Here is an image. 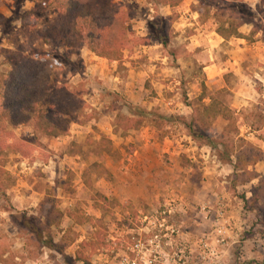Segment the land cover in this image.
<instances>
[{
	"label": "rangeland",
	"instance_id": "374dc122",
	"mask_svg": "<svg viewBox=\"0 0 264 264\" xmlns=\"http://www.w3.org/2000/svg\"><path fill=\"white\" fill-rule=\"evenodd\" d=\"M118 1L129 4L134 10L130 21L133 32L146 37L147 21L154 13L153 5L147 0ZM243 1L257 12L259 0ZM32 6V2L25 1L21 9L15 11L13 0H0V14L11 18L12 26L18 27L20 13ZM156 9L163 15L171 12L177 14L171 24L175 36L169 47L163 48L152 38L147 44H130L123 52L120 68L116 70L120 77H128L130 81L133 76L130 69L136 67L139 99H157L154 100L156 105L150 108H147L148 103L138 106L188 117L193 105L201 101L207 103L209 97L220 99L233 110L240 135L264 151V122L256 124L260 127L259 131L249 132L243 119L244 113L249 110L261 114L264 119V35L258 32L250 41L236 37L221 41L215 32L214 19L205 20L197 13L196 0H180L172 11L167 6ZM249 28V25H243L240 30L247 32ZM0 44L5 45L1 31ZM236 46L249 47L247 57L239 67V80L238 76L228 71L219 74L215 80H208L202 68L204 63L225 61ZM46 54L51 70L62 66L67 83L78 86L84 103L85 122L72 123L67 135L59 138H47L25 125L13 129L18 136L37 143L36 150L29 158H25L23 164H20V157L14 156V153L5 154V166L13 172V181L5 189V196L0 194V239L5 241L4 248L11 252L13 259L0 264H53L49 254L56 255L58 264H72L79 242L90 240L93 228L88 223L73 224L66 212L80 207L94 217H100L99 209L92 206L91 195L93 191L101 192L104 189L101 185L104 178L96 177L91 172L93 188L90 190L82 182L83 170L95 160H101L103 164L109 160L107 155L97 158L88 154L86 142L90 135L96 137L100 132L109 133L115 114L125 111L129 105L118 89L124 84L112 77L116 71L112 72L105 64L101 66L97 59L91 58V52L86 48L70 55L61 47L49 45L46 46ZM7 68L8 65L0 60V71ZM201 82L206 87L204 93ZM237 89L245 94L248 100L246 106H240L235 100L234 92ZM178 121L174 118L160 121L158 128L148 121L144 122L134 132L137 133L135 143L128 135L113 139L114 146L120 149L118 158H123L124 162L136 147L158 145L162 148L158 149V157L173 164L161 146L172 144L176 151V158L172 156L176 164L169 170L158 166L160 191L151 202L131 203L128 208L116 206L103 217L109 238L119 240L124 247L113 256L94 254L91 264H120L124 258H137V252L132 251V244L137 239V228L144 225L148 227L149 233H142L143 240L158 235L144 252L145 264H264L262 214L256 210H244L239 197L241 194L250 197L258 179L234 187L229 178L232 171L230 165L219 162L215 152L208 146L196 143ZM222 124L220 121L219 126L222 127ZM167 140H172V143ZM80 144L84 146L83 151L75 153ZM183 158L192 162L194 167H185ZM17 162L19 164L15 167ZM253 168L264 176V158ZM163 171H167V174ZM47 193H53L59 199V208L64 213L60 223L51 229L55 240L58 241L68 227H72L69 238L77 235L74 241L64 245V258L48 248L34 252L35 249L26 244L25 236L19 233L9 218V214L14 211L35 213L38 202ZM27 195H30L29 199ZM162 217L165 218L164 226L159 227L157 220ZM236 222H242V226ZM165 226L169 228L165 229ZM221 238L223 241H219Z\"/></svg>",
	"mask_w": 264,
	"mask_h": 264
},
{
	"label": "trees",
	"instance_id": "16d2710c",
	"mask_svg": "<svg viewBox=\"0 0 264 264\" xmlns=\"http://www.w3.org/2000/svg\"><path fill=\"white\" fill-rule=\"evenodd\" d=\"M25 1L32 2L33 6L22 10L18 27L12 26L11 18L0 14L1 38L5 41V45L0 44V60L8 65L7 70L0 71V194L3 196L13 181L5 167V154L15 153L29 158L36 150L37 141L18 136L14 128L30 126L34 132L50 138L65 135L73 122H85L82 93L78 86L67 83L62 66L51 70L46 46L61 47L70 55L86 48L109 63H118L120 67L123 52L130 44H147L152 38L163 48L169 47L175 36L171 24L177 14L171 12L163 15L156 8L167 6L172 11L180 0H147L153 5L154 13L147 21L146 37L133 32L130 21L134 10L129 4L118 0H13L15 11L21 9ZM196 2L197 13L205 20L213 18L215 32L223 39L236 37L250 41L258 32L264 35V0H259L257 12L243 0ZM243 25L250 26L247 32L240 30ZM201 87L204 93L206 87L203 82ZM127 109L129 115L116 113L113 133L119 131L120 135H125L130 130L139 129L146 121L158 128L160 121L178 119L196 143L208 146L215 152L219 162L231 166L229 178L234 187L258 179L250 197L245 194L239 197L243 209L260 212L264 222V176L253 168L264 158V151L240 135L237 119L228 105L220 99L209 97V102L201 101L193 105L188 117L131 104ZM243 116L249 132L260 130L256 124L264 122L261 114L249 110ZM220 121L223 122L222 127L219 126ZM86 143L88 154L98 157L103 154L120 156L106 134L100 133L98 138L90 135ZM83 147L82 144L78 145L75 153L82 152ZM182 164L194 167L186 158H183ZM91 172L101 176L104 173L101 163L93 162L83 170L84 183L90 189ZM91 199L92 206L99 209L100 217H94L80 207L66 212L73 224L88 223L93 228L91 239L79 242L72 264H91L94 254L113 256L124 247L119 240L109 238L103 217L116 206L128 208L132 204L128 201L120 203L97 191L91 195ZM59 203L53 193H47L38 202L35 213L14 211L9 214V218L19 233L25 236L26 244L35 249L34 252L48 248L64 258V245L74 241L77 235L69 238L72 227H68L58 241L53 237L52 227L57 226L64 216ZM133 213L137 212L134 210ZM4 245L5 241L0 239V263H8L13 259ZM49 258L53 264H58L55 254H49Z\"/></svg>",
	"mask_w": 264,
	"mask_h": 264
},
{
	"label": "crops",
	"instance_id": "0c3cea01",
	"mask_svg": "<svg viewBox=\"0 0 264 264\" xmlns=\"http://www.w3.org/2000/svg\"><path fill=\"white\" fill-rule=\"evenodd\" d=\"M217 36L220 37L219 35H217ZM220 39H221V41L223 40L222 37H220ZM248 52H249V47L247 49L246 47L241 48L240 46L239 47L236 46L235 50L231 49V51L229 52L231 54L225 59V61H214L213 63L205 62L204 66L202 68L206 72L207 79L211 80V78H213L212 80H215L216 77L219 76V74H222L224 71H228L229 74H231L233 76H235V75L238 76L237 79L239 80V75H241V71H239V67L242 64V61L247 57ZM91 58L97 59V61L101 64V66H104V64H105V66L110 68V70L112 72H114L116 70L118 71V69L120 68L118 66V63H116V62L109 63L105 58L98 57V56L94 55L93 53H91ZM91 66H94V64H92ZM117 71L115 74L112 75V77L114 79L119 80L120 83L124 84L123 87L120 86L118 89L120 91L121 97H123L125 99V101H128L129 105L130 104L131 105H141V104L145 105L148 103L149 106H147V108H150L153 105H156V102H154V100H157L156 98H154L152 100L151 99H144V100L139 99V93L138 92H140V91L137 90L138 86H137V77H136L137 76L136 67H133V68L131 67V69H130L131 73H133L132 79L130 81L128 80V77H126V78L123 76L120 77L118 75ZM129 77H130V75H129ZM241 83H242V81H241ZM234 94H235V100L238 101L240 106H243V105L246 106L248 104V100L246 99L245 94L242 93L241 89H237L234 92ZM234 106H236V104H234ZM127 108H128V106H127ZM127 108L125 111L122 110L121 113L129 115ZM134 132H137V130H130L125 135H120L119 131L117 133H113V122H112L111 131H109V133H106V135H108L111 138L113 147L115 149H117V147L114 146L113 139L115 137H118V136L120 138H123L124 136L128 135V138L132 139V143H135V141H137V133L134 134ZM100 133H98V136ZM131 133L134 135H132ZM103 134H105V133H103ZM66 135H67V133L65 135L55 136V137H50V138H59V137L66 136ZM98 136H96V137L92 136V137L98 138ZM182 137H184V134H182ZM167 141L169 143H172V140L171 141L167 140ZM154 145H156V144H154ZM161 146L163 147V150H162L163 153H168V156L171 159V161H173L172 162L173 164H171L169 162H164L162 159H160L158 157V155L160 153L159 152L160 150H158V149H162L158 145H156L155 147L145 145V146H141L139 149H137V147H136L134 149V151L131 153V155H129L125 158L126 159L125 162H124L123 158H118L120 156H111L108 154H103V155L109 156V160H107V162L105 164H103L101 162V160L93 161V162H100L102 167H103V170H104V173L101 176H97V175H95V173H93V175H95L96 177H103L104 178L103 184H101L104 187V189L100 190L101 191L100 193L104 194L108 198L116 199L120 203H124V202L128 201V202L132 203L133 205H136V204L141 203L142 201H144L146 203L151 202L152 199L155 198L160 191V189H158V185L160 184L159 183L160 181L157 182L159 179L158 178V171H159L158 166L162 165L165 169L169 170V169H173L175 164H176V162L174 160L176 158L175 147H173L172 144H169V145L163 144ZM117 150L119 151L120 149H117ZM119 153H120V151H119ZM90 155L97 157V158H100V157L95 156L93 154H90ZM120 155H121V153H120ZM14 156L20 157L19 158L20 164H23L26 161L25 158L21 157L19 154L14 153ZM172 156H174L175 158H173ZM122 157H124V156H122ZM19 162H17L15 164V167H16V165L19 164ZM93 162H91V163H93ZM5 167L7 170L10 169V168H8V166H5ZM229 167L231 170V166H229ZM8 171H10V174L11 173L13 174V172H11V170H8ZM163 173L167 174V171H165V172L163 171ZM171 176L172 175H169V177H171ZM159 180H161V179H159ZM82 182H83L84 186L86 188H88L84 183V179L82 180ZM58 186H60V185H58ZM92 188L91 189L88 188V189L92 190ZM94 192H96V191H93V193ZM97 192H99V191H97ZM16 196H18V195H16ZM29 196L27 195L26 198L29 199ZM23 201H25V200H23ZM237 225L242 226V222H241V224L237 223ZM237 233L238 232H236L235 234H237Z\"/></svg>",
	"mask_w": 264,
	"mask_h": 264
},
{
	"label": "built area",
	"instance_id": "2783aa9c",
	"mask_svg": "<svg viewBox=\"0 0 264 264\" xmlns=\"http://www.w3.org/2000/svg\"><path fill=\"white\" fill-rule=\"evenodd\" d=\"M167 212L169 213L168 210H167ZM163 213H165V212H163ZM143 219L144 220L146 219L145 215L143 216ZM164 220H165L164 217H162L160 220H157L159 227L164 226ZM164 228L168 229L169 226H165ZM170 231L173 232L174 231L173 228H171ZM218 232L220 233L221 230L218 229ZM142 233H146V234L149 233V229L146 225L140 226L137 228V239H135L133 241V244H132V251L137 252V258H135V257L124 258L120 264H141V262H142V264H145V262L143 261L144 252H146L148 247L154 243V241L156 240L158 235L154 234V235L148 237L147 239L143 240ZM219 241H223V239L221 238V239H219Z\"/></svg>",
	"mask_w": 264,
	"mask_h": 264
}]
</instances>
